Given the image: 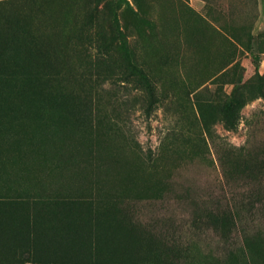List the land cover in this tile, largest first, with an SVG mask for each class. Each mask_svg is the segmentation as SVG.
<instances>
[{
    "label": "rangeland",
    "instance_id": "obj_1",
    "mask_svg": "<svg viewBox=\"0 0 264 264\" xmlns=\"http://www.w3.org/2000/svg\"><path fill=\"white\" fill-rule=\"evenodd\" d=\"M0 264H264V0H0Z\"/></svg>",
    "mask_w": 264,
    "mask_h": 264
},
{
    "label": "trees",
    "instance_id": "obj_2",
    "mask_svg": "<svg viewBox=\"0 0 264 264\" xmlns=\"http://www.w3.org/2000/svg\"><path fill=\"white\" fill-rule=\"evenodd\" d=\"M227 106H228V110H230L231 109V103L229 102ZM230 116H231L230 113H228V117H230Z\"/></svg>",
    "mask_w": 264,
    "mask_h": 264
}]
</instances>
